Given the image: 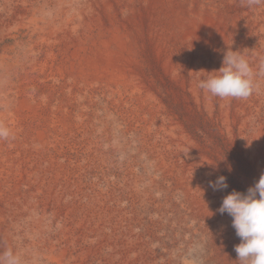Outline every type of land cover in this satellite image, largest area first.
<instances>
[{
  "label": "rangeland",
  "instance_id": "1",
  "mask_svg": "<svg viewBox=\"0 0 264 264\" xmlns=\"http://www.w3.org/2000/svg\"><path fill=\"white\" fill-rule=\"evenodd\" d=\"M13 2L0 23V60L24 69L0 74L3 81L21 82V99L34 105L32 114L23 112L20 134L0 138L3 145H19L23 166L32 164L22 166L5 215L19 264H56L62 249L83 264H123L124 242L136 236L161 254L159 264H221L211 239L224 228L220 238L234 249L230 223L190 210L182 184L222 175L228 190L246 192L263 173L264 0ZM27 8L36 11L39 24H55L35 27L24 17ZM80 10V25L73 26ZM102 47L121 51L141 82L133 97L106 94L126 116L133 129L128 133L89 100L82 105L84 125L74 120L82 54ZM225 50H238L248 61L252 94L220 98L198 87L195 96L191 84L217 75ZM160 152L168 155L170 169L157 168L152 153ZM192 156L199 157L196 172L188 166ZM132 250L126 252L136 255Z\"/></svg>",
  "mask_w": 264,
  "mask_h": 264
},
{
  "label": "bare ground",
  "instance_id": "2",
  "mask_svg": "<svg viewBox=\"0 0 264 264\" xmlns=\"http://www.w3.org/2000/svg\"><path fill=\"white\" fill-rule=\"evenodd\" d=\"M15 2H13V0H0V23H2L3 19H7V18H4L5 12H10V13L13 12L12 10L14 9L13 5H15ZM30 4H31V2L29 1V4H28L29 7H30ZM27 11H28L27 12L28 15H26L24 17H26L30 22H32L35 27L43 28L45 26L55 24L53 20H46V21H44L43 25H41L38 23L39 19H37L35 17L36 11H34V13H33V11H31V8H29ZM76 11H78V10H76ZM82 12L83 11H81V10L78 12L79 17L77 18L75 23H72L73 26H77L80 23V19H81L80 16H81ZM23 14H25V13L23 12ZM13 19H15V18H13ZM6 21H8V20H6ZM7 24H8V22H7ZM104 41H106V40H104ZM18 69L20 71H22V69H24V65L18 66ZM18 69H17V71H18ZM17 71L7 68V63H4L3 60H0V73L4 72L7 74H12V72H17ZM79 71L81 73H83L84 76L82 77L80 74L81 78H83L82 79L83 85L79 86L76 89V91H79V92L74 93V98L77 100V104H76V107H75L73 112H74V120L77 122V125L79 127H82L84 125L83 121L85 119V114L82 110L84 107L82 105L84 103H86L87 100H89L93 107L100 105L102 107V109L104 110V115L107 118H111L115 121H118L119 125L122 124L124 126L123 127L124 129L122 130L123 134L128 133L129 131L133 130V129H131V126H128V120H127L126 116H124L123 113L121 114L115 107H113L106 98V94L108 92H110L109 93L110 97H114V95H116V94L119 95L120 92H122V91H125V93H123V94H126L130 97H133L135 92L139 91V89H140L139 86L141 85V82L139 83L138 78L134 76L131 68L130 67L128 68L127 61L125 59H123L122 52L117 51V50H113L111 48L102 47V49H95L93 51L92 56L82 54L80 65H79ZM10 78H12V77H10ZM104 82H106V86L102 87ZM95 84H99V85H101V87L95 88V86H94ZM191 87L193 89L194 94L199 91L198 85L191 84ZM21 88H22L21 82H15L12 79L7 80V81H3V74H0V127L6 128L8 130V132L14 137L17 136L18 134H20V132H21V117L23 115V112L26 111L30 114H32L34 112V105L24 104L25 98L21 99V96H20ZM32 95H34V94H32ZM32 95H31V93H28V97L32 98V100L30 99V102L35 100L34 99L35 97ZM195 96H196V94H195ZM203 101L206 103V106L211 107V104H210L211 101H210L209 96H207V98H206V96H204ZM67 117L68 116H65L66 119H67ZM55 121L57 123H61V118H56ZM53 123H54V120H53ZM107 125L108 124L106 123V121L102 120L101 128L105 129L107 127ZM88 128H91V130H92L93 126L90 124V126ZM99 140H100L99 137H94L92 142H99ZM141 145H144V144L141 143ZM18 146L19 145H3L2 140H0V257H2L3 254L7 251H11L13 253V255L16 256V253H15V250L13 247V243L11 241L13 239H12L11 233L9 232L8 225H6V216L5 215H6L7 210H10L9 203L12 202V197L17 192V190H16L17 180L19 178V174L21 173V169L23 166L22 165L23 161L19 157ZM45 147H46V145H45ZM138 149L143 150L144 147L139 146ZM180 149H181V151L182 150L187 151L186 149H184V147H181ZM254 150H255L254 147H253V149L251 148L250 153L254 154ZM184 154L186 155L187 153H184ZM152 155H153V158L155 159V163H156L157 168L164 170L167 168V166H169V169H170L171 164L168 163L169 157L167 154L165 155L162 152H160V153H156V154L152 153ZM197 158H199V157L198 156H194V157L192 156V159H191L192 161L190 160V163L188 165L189 168H191L192 170H195L194 172H196L197 170L193 168V163L196 162ZM31 159H33V158H31ZM46 160H47V158H46ZM176 161H178V160H176ZM25 162H27V161H25ZM199 163H200V161L198 162V164ZM99 165H101V164L99 163ZM23 167L26 170V168H31L32 164H30L28 166L26 165ZM101 167H103V166H101ZM200 167L204 168L203 165H200ZM262 171L264 173V170H262ZM207 172H209V171H207ZM166 173L167 172H164V176L167 178V176L169 174L168 173L166 174ZM180 174H181L180 178H183L182 172H180ZM178 178L179 177H177V179ZM216 179L217 178L215 176L206 175V176H201L200 179L199 178L196 179L195 177H193V178L191 177L189 180H187V179L184 180L185 184H182V185H183L184 189L186 190L185 198H187V201L189 202L190 210L195 211V213L200 215L201 217H206L207 219L213 217L218 221H222L221 223H223V225H225L226 220H228L230 223L229 227L232 229V232L228 236L235 238L234 241L235 242L237 241V243H240V239H239V237L236 236L235 230L231 225L232 218L227 213L220 214L217 211V209L220 207V205L222 203L223 197L226 196L227 194L231 193L232 191L228 190L227 188L222 190V191H214L209 186V181L214 182V181H216ZM194 180L196 181L197 184L195 183ZM174 184H175V182H174ZM13 190H14V192H13ZM130 196H131V194H130ZM129 198H131V197H129ZM184 200H186V199H184ZM135 203H138V202H135ZM130 209H131V207H130ZM187 214H189V213H187ZM87 216H89V215H87ZM133 216H134V214H133ZM158 226H160V225H158ZM134 227H135V225H134ZM197 229H198V227H197ZM222 230L220 231V232H222V233H220L221 235L219 233H216V236H214L212 234L213 238L211 239V243H212V245H214V249L212 250L213 251L212 254H214L213 257H214L216 263L220 262L221 264H241V261L239 259H236L237 256H236L234 249H232L230 247L232 244L230 246L224 245L222 238H220L221 236H223L225 234V230L224 231H222ZM224 242H225V240H224ZM124 245H125V248H127V249L125 251H123V249L121 250L122 253H125L123 255V261H122L123 264H159L158 258H161V254L158 251L153 250L149 246L148 243H146L145 241H142L141 238H139L138 236H136V238L133 240H129L128 242H124ZM185 245H187V244H185ZM127 250H132L130 252H133L135 250L136 255H134L132 253H127L126 252ZM53 259H54V262L56 264H83L82 263L83 261L81 259L77 260L75 258H71V253L65 249L60 250V252L58 254H56V256ZM184 264H189V263L185 262Z\"/></svg>",
  "mask_w": 264,
  "mask_h": 264
},
{
  "label": "clouds",
  "instance_id": "3",
  "mask_svg": "<svg viewBox=\"0 0 264 264\" xmlns=\"http://www.w3.org/2000/svg\"><path fill=\"white\" fill-rule=\"evenodd\" d=\"M217 75L202 79L198 87L212 96L220 98L245 99L253 92V70L238 50H225L221 67L214 70ZM9 132L0 127V138H7ZM214 191L228 187L225 176L209 181ZM220 214L227 213L240 243L234 251L241 264H264V173L246 192L233 190L223 197ZM0 264H19L11 251L0 257Z\"/></svg>",
  "mask_w": 264,
  "mask_h": 264
}]
</instances>
